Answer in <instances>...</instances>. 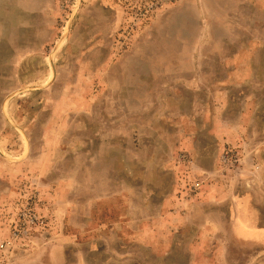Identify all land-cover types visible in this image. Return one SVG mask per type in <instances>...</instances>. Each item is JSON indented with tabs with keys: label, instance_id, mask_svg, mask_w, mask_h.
Segmentation results:
<instances>
[{
	"label": "rangeland",
	"instance_id": "rangeland-1",
	"mask_svg": "<svg viewBox=\"0 0 264 264\" xmlns=\"http://www.w3.org/2000/svg\"><path fill=\"white\" fill-rule=\"evenodd\" d=\"M152 1L0 0L2 264H264V0Z\"/></svg>",
	"mask_w": 264,
	"mask_h": 264
},
{
	"label": "crops",
	"instance_id": "crops-1",
	"mask_svg": "<svg viewBox=\"0 0 264 264\" xmlns=\"http://www.w3.org/2000/svg\"><path fill=\"white\" fill-rule=\"evenodd\" d=\"M239 215L241 219L236 227V233H238L239 238L251 239L256 236L258 229L254 226L255 220L253 219V214H250L248 209L244 207Z\"/></svg>",
	"mask_w": 264,
	"mask_h": 264
},
{
	"label": "built area",
	"instance_id": "built-area-1",
	"mask_svg": "<svg viewBox=\"0 0 264 264\" xmlns=\"http://www.w3.org/2000/svg\"><path fill=\"white\" fill-rule=\"evenodd\" d=\"M176 2H178V0H153L151 3L152 5H150V7L147 11V14L150 12L153 13V12L157 11V9H158L157 7H162V6H165L168 4H173ZM35 220H37V217H35ZM10 245H11V243H10ZM10 245H9V242H6V241L0 242V264L3 263L1 258L4 254H6L9 251Z\"/></svg>",
	"mask_w": 264,
	"mask_h": 264
}]
</instances>
